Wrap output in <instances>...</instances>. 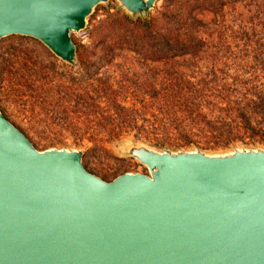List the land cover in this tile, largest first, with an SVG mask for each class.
I'll list each match as a JSON object with an SVG mask.
<instances>
[{
    "label": "water",
    "instance_id": "obj_1",
    "mask_svg": "<svg viewBox=\"0 0 264 264\" xmlns=\"http://www.w3.org/2000/svg\"><path fill=\"white\" fill-rule=\"evenodd\" d=\"M148 17L159 0H114ZM109 0H0V39L38 40L69 66L73 35ZM78 145L37 148L0 108V264H264V145L157 146L115 154L145 171L105 179Z\"/></svg>",
    "mask_w": 264,
    "mask_h": 264
},
{
    "label": "trees",
    "instance_id": "obj_2",
    "mask_svg": "<svg viewBox=\"0 0 264 264\" xmlns=\"http://www.w3.org/2000/svg\"><path fill=\"white\" fill-rule=\"evenodd\" d=\"M161 1L162 9L155 15L142 18L122 14L121 21L129 22L130 27L112 36L114 42L102 43L104 51L114 50L117 44L126 45L156 64L139 73H124V88L137 106L122 104L116 89L107 86L106 107L101 111L97 104L87 103L97 112L90 113L87 121L102 120L103 129L115 139L137 130L140 138L157 146L201 144L203 149L218 150L237 141L264 144V0ZM223 6L237 9L240 15L236 31L242 47L238 53L249 61L227 65L216 61L184 62V56H196L204 50L208 43L204 29L210 23L217 24L215 18H201L203 7L220 10ZM93 18L94 14L88 25ZM75 42L78 66L86 70L88 59L81 50L83 44ZM53 61L49 60V67H54ZM49 75L40 70L39 75L29 72L19 76V84L10 78L14 94L24 103L51 106L54 98H46L41 91L46 90ZM87 131L98 132L94 128ZM171 132L178 134L177 140L166 135Z\"/></svg>",
    "mask_w": 264,
    "mask_h": 264
},
{
    "label": "rangeland",
    "instance_id": "obj_3",
    "mask_svg": "<svg viewBox=\"0 0 264 264\" xmlns=\"http://www.w3.org/2000/svg\"><path fill=\"white\" fill-rule=\"evenodd\" d=\"M206 7H203L205 11L203 10L204 13L200 15L201 18L205 21L215 18L217 24L210 23L207 29H204L208 42L204 50L196 56H184V62L216 61L225 65L248 62L247 57L238 53L242 47V40L236 31V22L240 17L237 9L223 6L220 10L217 7L213 10L214 8ZM161 9L162 1L159 0L151 14L155 15ZM261 10L264 13V7ZM93 14L94 18L88 28L73 35L74 40L83 44L81 50L88 59L86 70L79 68L78 64L69 66L62 62L34 38L22 35L1 38L0 107L37 148L59 146L60 142L81 146L85 150L83 163L86 168L105 179H111L127 170L145 171L144 166L134 159L120 157L114 151L116 144L129 134L134 133L137 138H142L137 130H132L127 135L123 133L119 139L111 137L103 129L102 120L94 123L87 121L90 113H97L92 111L95 106L88 107L87 103L97 104L103 111L106 107L104 88L111 86L116 89L122 104L128 107L137 106L124 88V73L130 71L139 73L154 68L156 64L145 60L126 45L120 47L117 44L114 50H102L103 42H114L112 36L125 32L123 28L130 27L129 22L121 21V15L126 13L116 6L114 0H109L106 5H98ZM52 59L54 67H49V60ZM182 59L179 58L181 61ZM39 70L50 74L46 90H41L46 98H54L48 107L35 102L24 103L14 94V83L21 82L18 80L20 75L25 76L29 72L39 75ZM10 78L14 83H11ZM91 128L98 132L88 134L87 130ZM166 135L174 140L178 139L177 133L171 132Z\"/></svg>",
    "mask_w": 264,
    "mask_h": 264
}]
</instances>
